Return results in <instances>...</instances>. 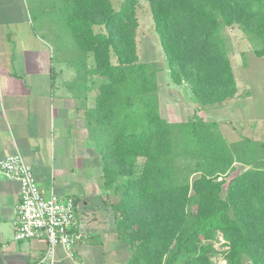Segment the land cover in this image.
<instances>
[{
    "label": "trees",
    "instance_id": "1",
    "mask_svg": "<svg viewBox=\"0 0 264 264\" xmlns=\"http://www.w3.org/2000/svg\"><path fill=\"white\" fill-rule=\"evenodd\" d=\"M55 1L47 11L59 12L56 28L75 45V71L79 61L86 70L73 86L90 90L95 77L85 118L104 188L117 197L110 207L127 264H213L218 234L225 264H264V144H229L217 123L161 117L160 69L139 55L137 0ZM144 1L171 82L186 83L201 108L234 98L221 32L237 26L263 56L264 0Z\"/></svg>",
    "mask_w": 264,
    "mask_h": 264
},
{
    "label": "crops",
    "instance_id": "2",
    "mask_svg": "<svg viewBox=\"0 0 264 264\" xmlns=\"http://www.w3.org/2000/svg\"><path fill=\"white\" fill-rule=\"evenodd\" d=\"M7 3L0 0V158L19 153L40 190L74 195L84 237L74 247L73 258L57 247L51 262H41L45 242L13 238L20 185L3 179L0 264H127L129 247L115 231V214L104 198L108 191L100 154L88 134L85 115L94 107V91L79 92L73 86V63L70 67L54 61L50 43L34 32L24 0H11L12 6H19L17 15L7 11ZM226 49L236 94L219 107L201 109L199 115L217 123L229 143L242 135L264 144V55L245 46Z\"/></svg>",
    "mask_w": 264,
    "mask_h": 264
},
{
    "label": "rangeland",
    "instance_id": "3",
    "mask_svg": "<svg viewBox=\"0 0 264 264\" xmlns=\"http://www.w3.org/2000/svg\"><path fill=\"white\" fill-rule=\"evenodd\" d=\"M113 1L116 3L121 0ZM6 2H8L5 6L7 11L14 12L16 15L20 13L19 6H12L10 4L11 0H6ZM137 2L136 18L138 21L137 44L139 55L142 62H155L160 69L158 73V94L159 112L161 117L172 123L176 121L186 122L194 119L202 120L201 118H203V116L201 114L199 115V111L205 108L200 107L198 102L192 96L189 86L186 83L177 86L171 82L169 69L161 49L159 37L154 30L153 18L149 4L144 0H137ZM48 3V0H24V7L26 8V12H28L32 17L34 32L37 33L39 37L50 43L53 50L54 61L57 63L59 61L62 64L68 63L67 65H70L71 67V62L77 57L78 52H76L75 45L71 38L66 34H61V32L59 33L57 30L56 25L59 23L60 18L59 12L56 17L53 16L56 12L54 13V11L51 10L48 12V7H50V4ZM13 8L14 11H12ZM46 25L49 26L44 30ZM221 34L225 42V47H228L229 51L239 49L240 47L243 49V46L254 49L255 45L247 39L237 26L226 27L222 30ZM87 62H91V60L88 59ZM83 66L84 64L82 61L77 63L79 78L80 76H85L86 74V70L83 69ZM87 80L88 87L93 89V84L91 82L93 80L95 81V77L87 75ZM92 91H94L95 95V89ZM242 137L243 136L240 135L238 141H240ZM234 143L232 142L229 144ZM141 164L142 160H137L136 166H140ZM234 166L237 172L243 168L240 164H235ZM104 198L108 208H111L110 205L117 200V197L113 195L112 192L105 193ZM119 241L122 242L120 239ZM213 245L216 253L211 258L212 263L225 264L223 254L226 251L227 246L224 243L221 234L217 235Z\"/></svg>",
    "mask_w": 264,
    "mask_h": 264
},
{
    "label": "built area",
    "instance_id": "4",
    "mask_svg": "<svg viewBox=\"0 0 264 264\" xmlns=\"http://www.w3.org/2000/svg\"><path fill=\"white\" fill-rule=\"evenodd\" d=\"M3 179L20 185L12 220L14 240L45 242L47 249L41 262H51L57 247L73 258L74 247L84 237L76 197L40 190L32 169L19 153L0 158Z\"/></svg>",
    "mask_w": 264,
    "mask_h": 264
}]
</instances>
